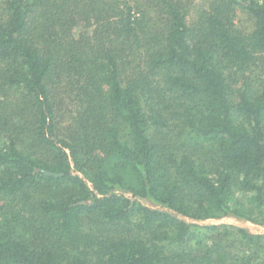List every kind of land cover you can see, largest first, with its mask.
<instances>
[{"label": "trees", "instance_id": "trees-1", "mask_svg": "<svg viewBox=\"0 0 264 264\" xmlns=\"http://www.w3.org/2000/svg\"><path fill=\"white\" fill-rule=\"evenodd\" d=\"M225 217L264 226V0H0V264H264Z\"/></svg>", "mask_w": 264, "mask_h": 264}, {"label": "rangeland", "instance_id": "rangeland-1", "mask_svg": "<svg viewBox=\"0 0 264 264\" xmlns=\"http://www.w3.org/2000/svg\"><path fill=\"white\" fill-rule=\"evenodd\" d=\"M239 22L242 25H245L247 23L246 19L243 16L239 20ZM221 222L236 224L240 227L246 228L251 233L264 234V226L263 225L256 224V223H253L250 221L238 220L236 218H231V217H225L222 219H206V220L199 221L197 223L209 224V223H221Z\"/></svg>", "mask_w": 264, "mask_h": 264}]
</instances>
